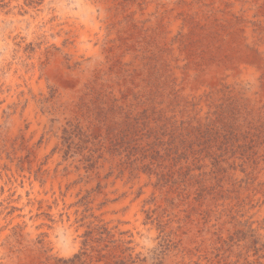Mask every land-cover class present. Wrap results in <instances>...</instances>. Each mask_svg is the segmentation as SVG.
Listing matches in <instances>:
<instances>
[{
  "label": "rangeland",
  "instance_id": "1",
  "mask_svg": "<svg viewBox=\"0 0 264 264\" xmlns=\"http://www.w3.org/2000/svg\"><path fill=\"white\" fill-rule=\"evenodd\" d=\"M0 264H264V0H0Z\"/></svg>",
  "mask_w": 264,
  "mask_h": 264
}]
</instances>
